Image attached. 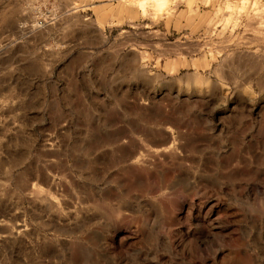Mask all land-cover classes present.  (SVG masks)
<instances>
[{"label": "rangeland", "instance_id": "1", "mask_svg": "<svg viewBox=\"0 0 264 264\" xmlns=\"http://www.w3.org/2000/svg\"><path fill=\"white\" fill-rule=\"evenodd\" d=\"M138 1L0 0V264H264V0Z\"/></svg>", "mask_w": 264, "mask_h": 264}, {"label": "bare ground", "instance_id": "2", "mask_svg": "<svg viewBox=\"0 0 264 264\" xmlns=\"http://www.w3.org/2000/svg\"><path fill=\"white\" fill-rule=\"evenodd\" d=\"M146 1L147 0H139L138 1V5L140 6V7H143L144 6V4L146 3ZM156 5H157V7H162L165 3H166V1L167 0H152ZM7 21V23L10 25V20H6ZM5 24H6V22H5ZM7 26V25H6ZM13 236H8L7 238H12Z\"/></svg>", "mask_w": 264, "mask_h": 264}]
</instances>
